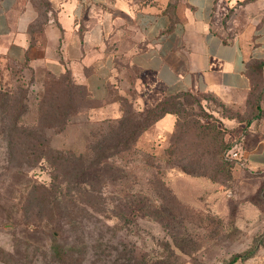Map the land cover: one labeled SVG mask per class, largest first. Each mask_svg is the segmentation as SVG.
I'll use <instances>...</instances> for the list:
<instances>
[{"label": "rangeland", "instance_id": "rangeland-1", "mask_svg": "<svg viewBox=\"0 0 264 264\" xmlns=\"http://www.w3.org/2000/svg\"><path fill=\"white\" fill-rule=\"evenodd\" d=\"M234 7L214 23L228 37ZM57 52L59 62L17 66L0 88V264H264V172L239 156L262 116L255 63L248 96H189L166 128L139 111L151 102L133 86L113 87L110 102L85 98ZM115 67L117 79L154 87L126 59ZM39 140L62 152L53 167L35 162Z\"/></svg>", "mask_w": 264, "mask_h": 264}, {"label": "crops", "instance_id": "crops-1", "mask_svg": "<svg viewBox=\"0 0 264 264\" xmlns=\"http://www.w3.org/2000/svg\"><path fill=\"white\" fill-rule=\"evenodd\" d=\"M234 2L0 0V88L12 87L17 66L59 62L60 49L78 81L101 103L107 102L113 87L128 85L139 90L150 107L164 94L180 92L248 96L251 66L264 63V0H241L237 7ZM229 6L238 12L230 37L214 26L217 15ZM118 57L154 87L148 80L134 85L129 77L117 79ZM174 122L168 113L156 126L169 128ZM239 148L251 170L264 172V103L262 116Z\"/></svg>", "mask_w": 264, "mask_h": 264}, {"label": "trees", "instance_id": "trees-1", "mask_svg": "<svg viewBox=\"0 0 264 264\" xmlns=\"http://www.w3.org/2000/svg\"><path fill=\"white\" fill-rule=\"evenodd\" d=\"M24 65H22V66H24ZM255 65H256L255 67L261 71V77L264 78V76L262 74V68H264V63H255ZM22 66H20V67H22ZM15 68H17V67H15ZM15 68H13V70H12V72H13V79L15 78V75H14V69ZM251 68H252V66H251ZM252 79H253V76H252ZM76 81H77L76 84L84 87V89H85V98H87L88 100H92L94 102H98V103L101 104V102L97 101L96 99H94V98H92L90 96V94L87 91L86 85L84 83L79 82L77 78H76ZM253 81H254V79H253ZM252 88H253V86H252ZM1 90L4 91L3 89H1ZM111 92H112V90L110 91V95L112 94ZM250 92H252V89H251ZM110 95H109V98H108L107 102H110L109 101ZM193 95H195V94H193L191 92H180V93H175V94H164L149 109L141 108L139 110L137 107H134V108L137 109V110H139V111H141V112H143V113H145V115L148 116V118L151 121L156 122V121H158L159 119H161L164 115H166L168 113L174 114V115L177 114V112L180 110V107L183 104L182 103V100H184L185 98H187L189 96H193ZM261 109H262V114H263V106H262ZM5 112H6V107L3 106V105H0V115H2L1 116V122H4L5 121V114H4ZM21 116H22V114L18 117L17 120H15V122H16L17 125H22L23 126L24 121L21 119ZM61 117H64V115L63 116L61 115ZM112 117L113 116H105L103 119H104V121L110 120V119H115V118H112ZM118 118L121 119L122 117L120 116ZM256 119H259V117H257ZM66 120H67V122L69 121V119H66ZM125 121L126 120L120 122V125H121L120 126V130L123 129V126L126 123ZM22 126H20V127H22ZM38 127L39 128L41 127L40 129L42 130V128L49 127V125H43V124H41V122L40 123L38 122ZM143 129L144 128H142V124L141 123H138L137 125H135L134 133H136L138 130L140 132ZM17 130H18V126L15 125V127L12 128V131L14 132V131H17ZM37 145H38L40 151H37V153L35 154L37 156V159L35 160V162H37V163L38 162H40V163H46L49 167H53L54 166V163H55L54 162L55 157L57 158L58 157L57 155L62 154V152L61 151H52V150L47 149L46 146H45V144H44V142L41 141V140H39L37 142ZM29 164L30 165H34V162H30L29 161ZM34 186H36V185H34ZM38 188H44V186L43 187L42 186H39ZM41 194L43 196H47L45 192H41ZM27 227L29 229H33V230H38L40 228L39 225L36 224V223H34V222L27 223ZM53 237L56 239V237L54 235H53ZM251 254H252V252L249 253L247 255V257L251 256Z\"/></svg>", "mask_w": 264, "mask_h": 264}, {"label": "built area", "instance_id": "built-area-1", "mask_svg": "<svg viewBox=\"0 0 264 264\" xmlns=\"http://www.w3.org/2000/svg\"><path fill=\"white\" fill-rule=\"evenodd\" d=\"M240 156V155H239Z\"/></svg>", "mask_w": 264, "mask_h": 264}]
</instances>
